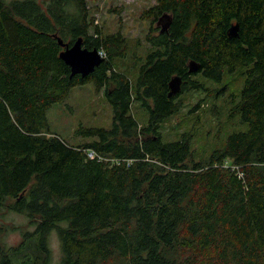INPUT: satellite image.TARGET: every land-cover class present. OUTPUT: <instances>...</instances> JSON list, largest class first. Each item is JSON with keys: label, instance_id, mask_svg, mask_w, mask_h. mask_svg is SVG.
Masks as SVG:
<instances>
[{"label": "trees", "instance_id": "trees-1", "mask_svg": "<svg viewBox=\"0 0 264 264\" xmlns=\"http://www.w3.org/2000/svg\"><path fill=\"white\" fill-rule=\"evenodd\" d=\"M88 1L0 0V217L10 207L37 225L18 248L0 240V264H51L52 231L60 264H264V0H156L144 14L173 22L149 38L135 77L118 67L127 39L105 34ZM80 37L104 56L88 77L60 57L59 39ZM229 74L244 77L228 116L240 129L198 159L191 134L162 130L181 107L169 82L180 75L183 90L201 92L193 77ZM87 83L105 91L111 126L81 124L76 135L90 140L79 144L43 135L48 110Z\"/></svg>", "mask_w": 264, "mask_h": 264}, {"label": "rangeland", "instance_id": "rangeland-1", "mask_svg": "<svg viewBox=\"0 0 264 264\" xmlns=\"http://www.w3.org/2000/svg\"><path fill=\"white\" fill-rule=\"evenodd\" d=\"M155 3L156 0L88 1L91 16L105 34L121 32L127 39L129 46L127 56L118 62V67L132 77L137 75L140 58L145 57L150 51L149 38L159 32L153 16L144 14ZM193 78L205 82L208 88L201 92L192 87L183 90L178 99L180 110L165 120L162 130L167 139H177L185 133L191 134L195 139L196 158L204 160L211 156L228 132L240 129L231 125L230 120L234 118L228 116L231 94L240 91L244 77L229 74L220 84L206 80L202 75ZM133 113L140 122H147L148 113L144 108L136 105ZM112 119L113 112L105 91H97L93 84L87 83L74 87L63 102L54 104L48 110V126L43 130V135L56 134L69 144H79L90 140L76 135V130L81 124L84 127L109 128ZM246 128L247 126L243 124L242 130ZM14 202V198L8 199V203ZM36 226L35 218L30 219L6 207L4 216L0 217V240L7 247L18 248L22 242L25 244L27 241L25 235L33 232ZM34 243L29 242L31 246L28 250L30 249L32 253L36 251L32 249ZM49 245L52 251L51 264H60L62 251L56 231L50 233ZM111 264H125V261L116 258Z\"/></svg>", "mask_w": 264, "mask_h": 264}, {"label": "water", "instance_id": "water-1", "mask_svg": "<svg viewBox=\"0 0 264 264\" xmlns=\"http://www.w3.org/2000/svg\"><path fill=\"white\" fill-rule=\"evenodd\" d=\"M173 22V14L165 12L158 17L156 26L160 33H167ZM240 24H233L229 31V37L239 36ZM59 43L64 47L60 57L67 65L71 67V76L82 75L88 77L104 61L100 50L95 47L90 49L84 45V38H78L73 44H65L62 39ZM189 73H197L201 69L200 62L196 60L189 61ZM184 79L180 75H174L169 82V97L179 95L183 90Z\"/></svg>", "mask_w": 264, "mask_h": 264}, {"label": "built area", "instance_id": "built-area-1", "mask_svg": "<svg viewBox=\"0 0 264 264\" xmlns=\"http://www.w3.org/2000/svg\"><path fill=\"white\" fill-rule=\"evenodd\" d=\"M101 54L103 55V52H101ZM90 155L92 156V155H93V153H90Z\"/></svg>", "mask_w": 264, "mask_h": 264}, {"label": "bare ground", "instance_id": "bare-ground-1", "mask_svg": "<svg viewBox=\"0 0 264 264\" xmlns=\"http://www.w3.org/2000/svg\"><path fill=\"white\" fill-rule=\"evenodd\" d=\"M104 57V56H103Z\"/></svg>", "mask_w": 264, "mask_h": 264}]
</instances>
